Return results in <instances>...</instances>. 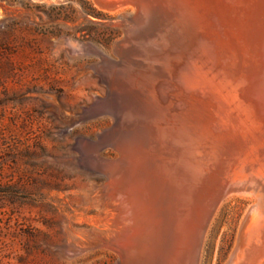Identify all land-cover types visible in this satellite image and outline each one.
I'll return each mask as SVG.
<instances>
[{
	"label": "bare ground",
	"instance_id": "6f19581e",
	"mask_svg": "<svg viewBox=\"0 0 264 264\" xmlns=\"http://www.w3.org/2000/svg\"><path fill=\"white\" fill-rule=\"evenodd\" d=\"M97 2L123 24L110 79L134 73L146 93H112L117 125L83 147L115 156L92 163L99 216L78 244L112 264H200L222 205L241 199L225 264H264V0ZM192 64L203 88L183 93Z\"/></svg>",
	"mask_w": 264,
	"mask_h": 264
},
{
	"label": "rangeland",
	"instance_id": "374dc122",
	"mask_svg": "<svg viewBox=\"0 0 264 264\" xmlns=\"http://www.w3.org/2000/svg\"><path fill=\"white\" fill-rule=\"evenodd\" d=\"M97 1L0 0V264L117 259L78 244L94 236L99 216L95 190L104 182L92 163L115 156L103 145L83 147L117 125L112 93L146 91L134 73L120 77L123 91L110 79L108 67L118 65L109 49L122 38L123 24L120 10ZM198 75L193 64L180 73L183 93L202 90L193 84ZM245 207L241 199L222 205L200 264H225Z\"/></svg>",
	"mask_w": 264,
	"mask_h": 264
}]
</instances>
